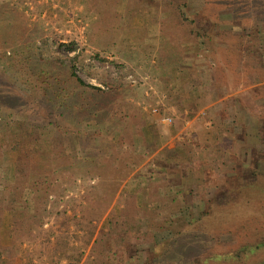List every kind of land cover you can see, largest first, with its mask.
<instances>
[{
  "label": "rangeland",
  "instance_id": "obj_1",
  "mask_svg": "<svg viewBox=\"0 0 264 264\" xmlns=\"http://www.w3.org/2000/svg\"><path fill=\"white\" fill-rule=\"evenodd\" d=\"M6 3L18 23L6 18L0 35L6 39L11 29L13 36L28 29L13 41L0 37V123L5 126L0 129V245L12 247V264H144L154 246L171 236L166 219L200 217L203 196L217 195L224 176L243 173L252 165L253 154L264 151L259 117L253 112L264 100L262 90L253 92L264 84V13L256 1ZM167 53L177 65L186 60L185 70L195 67L197 73L205 67L212 73L210 78L225 86V111L231 101L244 109L240 121L225 120L223 142L207 133L212 141L202 144L194 161L181 148L198 142L183 134L190 114L171 103L175 72L168 76ZM71 62L85 83L101 91L80 87L70 77ZM82 101L90 103L97 117L90 113L78 123L73 110L68 114L64 106ZM116 117L121 122H115ZM22 123H27L26 137L35 136L43 144L57 138L61 148L74 150L78 159L99 157L102 164H74V169L63 165L56 178L55 173L44 175L45 191L35 190L17 172L20 148L13 141ZM68 128L71 132L66 133ZM259 161L253 166L264 173V161ZM36 165L44 166L42 158L32 169ZM119 171L116 183L98 176L114 177ZM100 179L106 181L101 187ZM201 184L205 189L183 200L188 185ZM111 186L114 196L107 203ZM174 196L183 200L180 210L163 209L164 197ZM224 204L217 216L225 215V225L216 227L213 239L202 246L210 241L215 247L223 245L229 253L227 264H261L264 249L244 262L232 258L252 236ZM203 247L185 259L199 256Z\"/></svg>",
  "mask_w": 264,
  "mask_h": 264
},
{
  "label": "trees",
  "instance_id": "obj_2",
  "mask_svg": "<svg viewBox=\"0 0 264 264\" xmlns=\"http://www.w3.org/2000/svg\"><path fill=\"white\" fill-rule=\"evenodd\" d=\"M2 1L0 3V26L2 22L6 20V18L10 22L15 21L17 19L14 15L15 13L14 10L6 9V5L8 4L6 3V0H2ZM254 1H256L259 4V7H257V9L260 8V10H263L264 13V9H263L264 0H254ZM20 17L22 18V16ZM17 23H18V19H17ZM3 29L4 27L3 28L0 27V31H2ZM27 30L28 29L24 31H19L20 34L16 36L18 37L25 36ZM14 31L15 29H11V31L8 33L9 36H7L6 39L13 41L14 37H16L13 36ZM0 37H2L3 42L6 41V39L3 38L2 34L0 35ZM168 57H170L169 53L165 55L164 59L165 60L169 59ZM171 59H173V57H171ZM71 63L72 64L70 66V77L73 78L80 87L85 86V88H90L92 89V91H101L99 87L85 83L83 79L76 73L74 69L75 63L73 62ZM1 82L2 80L0 79V83ZM258 88L255 87L253 89V92L262 90L264 95V90H263L264 84H261L260 86H258ZM78 98H77L78 100L76 99L77 101H80L82 99V98L80 99V97ZM3 102H4L3 98H0V105ZM88 104L90 103L87 101H82L79 102L78 104H76V102L73 104L67 103L64 106V108L65 111L66 110L68 111V114L70 113V111L73 110L74 115H72V118L75 119V122L79 123V122H83L88 117V115L92 113L89 110L91 107H89ZM248 105L250 106V104ZM255 105L256 104H254V106ZM245 109L246 110L248 109L250 111L252 110L250 107H247V105H245ZM253 112L257 114V116L259 117V121H260L259 129L260 132L263 134L262 139L264 140V100H262L260 104H257V109H253ZM92 114L95 117H97L95 112H93ZM109 117L113 118V116L111 115ZM116 118L117 119L115 120V122H121L120 118L118 117ZM23 124L24 123H22L20 129H18L15 132L14 134L15 139L13 141L14 145L15 146L18 145V147L20 148L19 158L17 162L18 165L17 172L19 179L23 181L26 180L24 183L31 185L35 190H40L41 192L45 191L46 189L44 188H46V186H44V184L41 183L42 181L45 180V176L48 177V174L50 175L55 173L54 178H56L57 177L56 175L62 172L60 167H62L63 165H69L72 169H74L73 166L74 164L81 163L83 165H86L91 162L102 164V159L99 157H96L94 160L78 159L76 157V153L74 150L69 151L68 148V151H66L64 148L62 149L61 148L62 145L59 144L58 142L59 140L57 138L53 139L54 141H50L49 143L43 144L41 142H38L37 137L35 138V136L32 138L30 137V135L26 137V135L28 134L27 123H25L24 125ZM4 127L5 126H3L0 123V129H4ZM65 131L66 133H69L71 132V128H68ZM123 139L124 137L121 136L120 141L122 142ZM98 148L99 147H97V149ZM181 148L185 149L190 154L189 158L193 157V161H194V159H196V153L198 150H200L201 147L199 143L191 142L189 144L184 143L181 146ZM92 150L95 149L92 148ZM174 153H178L176 149H174ZM89 154L90 155L94 154L95 156H97L98 153L96 151H90ZM40 158H42L44 166L42 167L41 165H36L35 168L32 169L33 162ZM252 159L253 162L252 165L250 166L251 170L250 168L244 170L243 173L238 174L236 175V177L233 178L224 176L223 181H221L222 182L220 185L221 187L217 188L218 191L217 195H215L212 198H206L203 196L205 200V207H204L205 209L202 211L200 217L198 218L191 217L189 219H182L181 221H178L175 218L172 219V217L166 219L167 220L166 223H169L168 225L170 226L171 229V236L161 242H158L154 246V249L150 252L144 264H227L226 259L229 256V253H225V248L223 245H221V247L220 246L215 247L214 246L216 244L215 241L214 242L210 241L209 246H204V247L202 246L203 243H205L207 240L213 239V236L211 235L216 227L220 225H225V215H222L221 218L217 216L219 215L221 210H224V209H220L222 207L220 205L221 203H225L224 204L225 210L230 211V214L237 216L241 219L244 225L242 230H244L245 232H250L252 236L251 239L242 243L240 247V252L238 254L232 252L233 255L232 258L234 259L236 258L235 260L239 259L241 262H244V259L247 260L250 257V255H255V253L257 252L256 250L264 249V173L258 171L255 167L256 164L260 162L259 160L264 161V151L253 154ZM193 161L191 162L194 163ZM191 162L190 164H192ZM162 163H167L168 166L173 164L172 162H166V160L162 161ZM52 167L55 170H53ZM23 170H25L24 174H23ZM122 172L123 171H119V173L115 174L114 177L112 176L109 177L107 176V174L104 173H100L98 174V176L100 178H111L112 183L114 181L116 183ZM108 174H113V173L110 172ZM182 174L185 176L186 174L185 168L182 169ZM82 175L85 176V173ZM105 182H106L105 179L103 181L102 179H100L98 185L101 187L102 184ZM113 186L110 187V192L107 195L108 197V199H106L107 203H109L114 196ZM205 186L206 185L203 184L198 185L197 187L188 185L184 191L182 197L183 200L186 201L190 200L193 197V193L196 192V189H202V188L205 189ZM49 195L50 194L48 193L46 197H48ZM2 198H4V196ZM183 200L177 196L171 198L164 197L165 204H163V209L165 210L169 209L170 211L173 212L179 211L180 202ZM4 202L6 203V200H4ZM75 219L78 222H82L77 219L76 215H75ZM152 223L153 221L149 219V224L151 226ZM160 227L163 228L162 226ZM18 236H19V232L17 233V238ZM200 247L204 248V251L199 255L200 257L197 256L194 258L185 259L187 256L192 255L193 252L198 250ZM13 253L14 252L12 250V247H7V246L2 247L0 245V264H12L11 257ZM67 256L69 257L70 255L67 254ZM78 260L79 258H77L75 262H78ZM72 263L73 262H70L68 264H72ZM244 264H257V263L255 262L253 263L251 261V263L245 262ZM261 264H264V261Z\"/></svg>",
  "mask_w": 264,
  "mask_h": 264
},
{
  "label": "crops",
  "instance_id": "obj_3",
  "mask_svg": "<svg viewBox=\"0 0 264 264\" xmlns=\"http://www.w3.org/2000/svg\"><path fill=\"white\" fill-rule=\"evenodd\" d=\"M168 58L164 61L165 67L168 64L171 65V68L168 69V76L171 78L175 72V82L173 80L172 84L174 87H172V97L174 99L171 102L174 106H172L177 109L182 108L183 112L185 111V113L190 114L189 117H186L189 120L186 121L185 132L183 134L193 136L201 148L202 144H208V142L212 141L211 133H215L218 143L223 142L225 140V120L231 118L236 122L240 121L239 115L243 106L241 107L238 101L236 103H232L233 101H231L225 111V86L217 85L213 81V78H210L212 73L209 74L208 71H205V67L203 69L202 65H200L202 69L197 73L195 67V69L187 67L188 69L185 70L186 60L177 65L175 57L173 59L171 57ZM202 70L206 73L204 74ZM213 124L214 126H212ZM218 125L220 129L216 131ZM208 132L211 139L208 138Z\"/></svg>",
  "mask_w": 264,
  "mask_h": 264
}]
</instances>
